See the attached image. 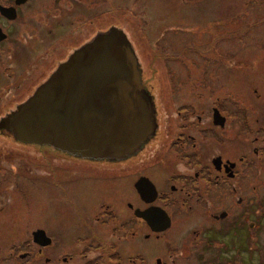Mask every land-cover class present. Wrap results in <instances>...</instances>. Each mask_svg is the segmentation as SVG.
I'll use <instances>...</instances> for the list:
<instances>
[{
	"label": "flooded vegetation",
	"instance_id": "1",
	"mask_svg": "<svg viewBox=\"0 0 264 264\" xmlns=\"http://www.w3.org/2000/svg\"><path fill=\"white\" fill-rule=\"evenodd\" d=\"M245 4L0 0V119L116 28L156 121L132 156L114 160L23 144L0 128V264H242L245 232L263 229L264 126L245 121V65L239 73L221 58L246 50L244 31L230 30L231 8L242 24ZM24 177L48 190V230L24 222Z\"/></svg>",
	"mask_w": 264,
	"mask_h": 264
},
{
	"label": "water",
	"instance_id": "2",
	"mask_svg": "<svg viewBox=\"0 0 264 264\" xmlns=\"http://www.w3.org/2000/svg\"><path fill=\"white\" fill-rule=\"evenodd\" d=\"M0 128L17 142L81 159L132 156L153 134L156 121L126 35L111 28L73 52L0 119Z\"/></svg>",
	"mask_w": 264,
	"mask_h": 264
},
{
	"label": "rangeland",
	"instance_id": "3",
	"mask_svg": "<svg viewBox=\"0 0 264 264\" xmlns=\"http://www.w3.org/2000/svg\"><path fill=\"white\" fill-rule=\"evenodd\" d=\"M242 10V24L239 17H234L235 10L231 8L230 12L232 22L230 30L232 32L237 31L240 33L244 31L243 35L246 36V50L242 53L232 54L230 57L221 58V61H226L229 65L237 68L239 73H245V70H241L245 65L247 71L246 86L244 82L242 87H246V101L248 111L245 117V121L248 122L250 129H257L260 126H264L262 119H264V0H246V4L238 10ZM184 22V29H189L192 25H186ZM239 39V36H237ZM237 45H240L239 43ZM162 53H160V56ZM186 58V57H184ZM218 59V55H215ZM189 60V58H188ZM183 62H186L183 60ZM187 62H191L190 60ZM186 62V63H187ZM2 69V65H0ZM232 86H235L232 84ZM222 92V89L220 90ZM213 97V98H212ZM211 100L215 97H219V94L212 96ZM222 98V97H221ZM256 120L258 122H256ZM257 127V128H256ZM9 141V139H8ZM34 155L29 153H23L22 158L29 165L33 163ZM20 190L22 191V209L25 212L24 222L31 224V222L40 223L41 227L48 230L47 224L48 216L43 214L49 210V204L47 199L48 190L46 187H38L30 178L24 177L20 182ZM263 196L264 205V181L262 192L258 194ZM41 210V215L37 216L34 211L36 209ZM262 226L263 229L257 237L256 232L247 230L244 234V248L246 251V257L242 261V264H264V208H263ZM26 223V225H27ZM31 226L24 227V237L29 236Z\"/></svg>",
	"mask_w": 264,
	"mask_h": 264
},
{
	"label": "trees",
	"instance_id": "4",
	"mask_svg": "<svg viewBox=\"0 0 264 264\" xmlns=\"http://www.w3.org/2000/svg\"><path fill=\"white\" fill-rule=\"evenodd\" d=\"M42 148H45V147H42Z\"/></svg>",
	"mask_w": 264,
	"mask_h": 264
}]
</instances>
